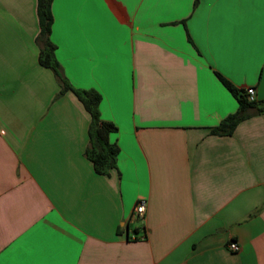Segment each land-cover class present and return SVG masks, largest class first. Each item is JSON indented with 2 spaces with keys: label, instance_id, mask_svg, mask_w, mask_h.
I'll use <instances>...</instances> for the list:
<instances>
[{
  "label": "crops",
  "instance_id": "crops-1",
  "mask_svg": "<svg viewBox=\"0 0 264 264\" xmlns=\"http://www.w3.org/2000/svg\"><path fill=\"white\" fill-rule=\"evenodd\" d=\"M194 2L53 0L63 75L118 129L100 176L37 0H0V264H264V112L212 133L239 108L217 73L264 104L261 6Z\"/></svg>",
  "mask_w": 264,
  "mask_h": 264
},
{
  "label": "trees",
  "instance_id": "trees-1",
  "mask_svg": "<svg viewBox=\"0 0 264 264\" xmlns=\"http://www.w3.org/2000/svg\"><path fill=\"white\" fill-rule=\"evenodd\" d=\"M37 13L39 19L40 33V64L51 69L55 74L62 92H72L82 103L91 118L89 126V146L86 150V157L92 163L94 171L100 176H109L113 169L117 168V158L120 152L118 145L111 141V135L118 131L117 127L101 119L100 103L102 96L95 90H80L74 88L62 73V69L55 58V45L50 40L53 25L52 4L53 0H37ZM199 0H195L194 7H197ZM217 77L224 87L237 100L238 111L225 118L221 124L212 130L216 135H232L240 122L250 117L249 111L256 109L258 113L264 112V104L250 101L246 90L239 89L230 83L226 78L217 73Z\"/></svg>",
  "mask_w": 264,
  "mask_h": 264
},
{
  "label": "snow or ice",
  "instance_id": "snow-or-ice-1",
  "mask_svg": "<svg viewBox=\"0 0 264 264\" xmlns=\"http://www.w3.org/2000/svg\"><path fill=\"white\" fill-rule=\"evenodd\" d=\"M255 2L256 0H218L219 5L225 9L236 7L239 4L248 5ZM259 4L261 6L259 28L261 35L264 36V0H259ZM262 66H264V61H262Z\"/></svg>",
  "mask_w": 264,
  "mask_h": 264
},
{
  "label": "built area",
  "instance_id": "built-area-1",
  "mask_svg": "<svg viewBox=\"0 0 264 264\" xmlns=\"http://www.w3.org/2000/svg\"><path fill=\"white\" fill-rule=\"evenodd\" d=\"M247 94L249 95L250 101H255V89L254 88H248L246 90ZM146 213V203L145 202H139L135 209V217L143 219ZM228 250L231 252H238L240 250V246L237 242H230L227 245Z\"/></svg>",
  "mask_w": 264,
  "mask_h": 264
}]
</instances>
